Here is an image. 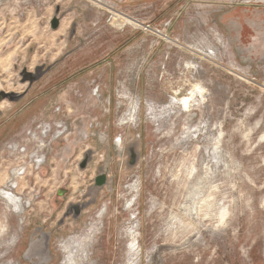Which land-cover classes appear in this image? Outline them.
<instances>
[{"label":"rangeland","instance_id":"rangeland-1","mask_svg":"<svg viewBox=\"0 0 264 264\" xmlns=\"http://www.w3.org/2000/svg\"><path fill=\"white\" fill-rule=\"evenodd\" d=\"M124 2L0 0V264H264V0Z\"/></svg>","mask_w":264,"mask_h":264},{"label":"water","instance_id":"water-1","mask_svg":"<svg viewBox=\"0 0 264 264\" xmlns=\"http://www.w3.org/2000/svg\"><path fill=\"white\" fill-rule=\"evenodd\" d=\"M59 27V22L58 21H53L52 22V28L53 30H56L57 28ZM106 181H107V178L106 176H98L96 179H95V186L98 187V188H101L103 187L105 184H106Z\"/></svg>","mask_w":264,"mask_h":264},{"label":"bare ground","instance_id":"bare-ground-1","mask_svg":"<svg viewBox=\"0 0 264 264\" xmlns=\"http://www.w3.org/2000/svg\"><path fill=\"white\" fill-rule=\"evenodd\" d=\"M124 21H126V20H124ZM113 22H115V21H113ZM127 22V21H126ZM118 24V26H123L124 25V23H121V22H119V23H117ZM191 101V99H185V100H183V104H189V102ZM182 103V102H181ZM3 194V197L4 198H6V199H8L9 201H11V202H13V198L10 196V195H8V194H6V193H2ZM16 204V203H15Z\"/></svg>","mask_w":264,"mask_h":264},{"label":"crops","instance_id":"crops-1","mask_svg":"<svg viewBox=\"0 0 264 264\" xmlns=\"http://www.w3.org/2000/svg\"><path fill=\"white\" fill-rule=\"evenodd\" d=\"M130 0H125L124 3H128ZM121 2H123V0H121ZM183 3H185V0H182ZM193 3V1H191ZM178 5V4H177ZM182 7V6H181ZM182 9H185V6L182 7Z\"/></svg>","mask_w":264,"mask_h":264}]
</instances>
